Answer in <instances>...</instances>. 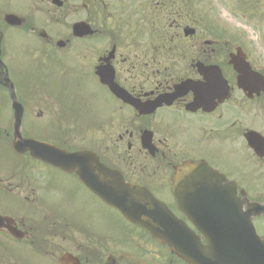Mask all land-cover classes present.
Returning a JSON list of instances; mask_svg holds the SVG:
<instances>
[{"label": "flooded vegetation", "instance_id": "flooded-vegetation-1", "mask_svg": "<svg viewBox=\"0 0 264 264\" xmlns=\"http://www.w3.org/2000/svg\"><path fill=\"white\" fill-rule=\"evenodd\" d=\"M83 1L93 34L79 38L84 43L79 49L64 48L73 44L71 39L59 49L37 51L35 46L27 45L25 53L30 50L38 63L43 58L50 61L49 52H58L63 58V69L58 71L52 67L44 75L29 79L31 83H25L24 88L10 67L9 55L5 54L8 31L20 28L24 33H36L45 42L43 45H51L54 40L45 28L37 29L35 18L27 16L29 7L24 6L25 0L22 7H17L21 9L19 14L14 9L0 11V93L6 95L4 106L11 109L13 105L7 81H12L28 117L33 103L50 98L29 93L34 85L39 88L40 79H65L63 90L70 82H74L75 89L76 80H79L91 99L110 102L103 117L87 115L83 129L78 127V131L96 134L93 138L91 135L85 137L84 143H90L88 148L98 153L109 167L120 170L129 182L148 187L169 204L176 215H181V211L172 190L173 179L177 167L187 162L210 164L234 180L250 200L264 204V63L259 53L264 50V32L201 38V31L192 22L182 24L187 20L178 14L174 0L150 1L146 10L142 0L136 3L128 0L132 5L131 13L126 0H120L123 4L115 8V12L109 11L110 0ZM260 1L264 4V0ZM0 2L10 6L9 0ZM41 2L61 9L69 0H63V5L56 0ZM41 2L34 0L28 5L33 9H45L44 14L52 16L49 21L53 20L54 10L45 8ZM252 5L256 7L255 2ZM254 7L245 9L243 15L256 21L257 13L263 8L260 7L259 12ZM8 14L21 16L23 25H10ZM115 15L118 19L112 23L111 17ZM66 16L64 14V18ZM145 19L152 23H145ZM162 19L170 24L169 31L161 32L158 27ZM150 24H153L151 30L160 29L162 41L151 34L154 35L151 42H143L145 26ZM187 25L194 26V32L178 40L179 33L174 29L183 31ZM247 64L251 75L248 79L243 72ZM111 74L115 84L127 92L129 100L118 98L103 82ZM22 90L27 94H20ZM54 113H61L60 105L58 111L50 106L39 107L37 117H52ZM10 114L13 119L12 109ZM31 116H35L34 113ZM88 119L92 128L86 123ZM6 136L7 141L12 140L11 128L6 129ZM121 145L126 146L124 156L118 152ZM235 145L252 157L251 171H240L221 161L214 163L207 158L209 155L200 153V148L208 151L207 147ZM37 165L66 174L41 161L25 162L9 167V171L0 169L1 188L14 192L21 205L18 207L11 202L0 211L12 218L13 228L20 232L13 238L17 254L24 251L39 257L42 253L46 261L41 264H184L147 230L132 224L118 210L96 197L74 174L66 175L107 207L106 212H112L115 221L110 226L101 222L88 223L78 210L68 211L52 205L45 195L50 188L38 178L41 167ZM26 207L31 211L25 212ZM261 221L264 215L255 219L259 229L263 226Z\"/></svg>", "mask_w": 264, "mask_h": 264}, {"label": "rangeland", "instance_id": "rangeland-1", "mask_svg": "<svg viewBox=\"0 0 264 264\" xmlns=\"http://www.w3.org/2000/svg\"><path fill=\"white\" fill-rule=\"evenodd\" d=\"M10 6H5V3L0 2V11L8 10L12 11V9L16 10L14 12L20 13L21 9L17 7H22L24 0H9ZM40 2L42 0H39ZM150 1L153 0H144L143 9L146 10L150 5ZM166 1V0H163ZM249 1L247 3H241L240 0H174L175 8L179 10L181 17L185 16L186 22L184 21L182 24L186 25L187 23L191 24V22L199 28L201 31L200 37H211L212 36H224V35H235V34H246V33H256V32H264V4L260 0H245ZM34 0H25L26 7H29L27 12V16L33 17L39 23V26H44L47 29V33H51L50 36H53L55 39L64 38V35H70L71 25L70 23L75 18H83L88 17L85 10L82 7H78L81 5V0H69L68 4L61 9H57L51 4L43 3L45 8H51L54 10V19H51V15L44 14L43 11L45 9H33L28 4H31ZM114 2V3H113ZM110 12H115V8L120 7L123 3H120V0H113ZM130 1L126 0L128 4V11L131 13L132 5L129 3ZM132 2L136 3V0H132ZM255 2L254 7L252 3ZM28 5V6H27ZM253 7L259 11L260 7L263 8L261 13H258V17L256 21L254 19H250L248 16V22L242 20V12H245V9H253ZM17 8V9H16ZM78 8V9H76ZM158 11V9H155ZM242 11V12H241ZM255 11V10H254ZM260 12V11H259ZM254 13V12H253ZM252 13V14H253ZM64 14L67 16L64 18ZM62 18L61 21L57 22L55 19ZM164 18V17H162ZM118 19V16L115 15L111 17V22L115 23ZM251 20V21H250ZM258 21V22H257ZM37 23V24H38ZM145 23H152L151 20L145 19ZM153 24L145 26V43L151 42V39L156 35V40L162 41L160 34L161 32L169 31V23H166L165 20H161V23L158 27L160 29L151 30ZM190 26V25H187ZM212 26V27H210ZM224 26L227 28L225 29ZM210 28V29H209ZM179 33V39L184 37L183 31L181 28L174 29ZM32 37H27L20 29L11 28L8 31V35L6 36L5 43V54L9 55L8 61L12 71L14 72L17 81H20L22 87H25V83H31L29 79L35 76H42L45 74V71L50 70L52 67L58 71L63 69V58L60 57L58 52L52 51L49 52L51 60L49 59H41L40 63L34 59L31 55L30 50H27L25 53V47L33 45L37 51H40L42 48H38L37 45L39 41L34 40L32 42ZM42 44L45 42L41 39ZM73 45H67L64 48L67 50H73L77 47H82L84 44H80L81 40L76 39ZM77 42L80 44L77 45ZM48 45V44H46ZM54 46L48 45L44 46V48H53ZM40 53V52H39ZM261 59L264 63V50L260 52ZM51 76L53 73H50ZM28 81V82H26ZM65 81V79H64ZM64 81L61 78H55L46 80L44 78L40 79L38 82L39 88L36 89L34 85V89L30 90L29 93H33L35 97H40L43 95L50 96L48 99H43L41 103H33L30 106L29 114H33L37 117L38 108L43 107H52L56 111L59 110V105L61 108L60 115L54 113L52 117L44 116L42 119H35L31 116H28L24 121L23 133L28 136H35L40 140H49V142H53L54 144H65L71 143L73 144L71 148L78 147H88L91 146L90 143H83V138L88 137L91 134L88 133L85 135L82 131H74L70 130L73 126L78 123V127L80 130L83 129V121H86V117L88 114L98 115L103 117L106 114V107L108 105L109 100L106 99H96L93 100L89 97L86 92L85 86L79 81L76 80L75 89L74 82H70L67 84L66 90H63ZM32 84H34L32 82ZM25 93H23V92ZM20 94H27L26 90H22ZM2 92V89H1ZM3 93V92H2ZM0 93V97L2 96ZM6 100V95L3 93V98L0 99V135H3V131L6 128L7 119L9 118L8 108L4 106L3 101ZM26 102V101H25ZM59 103V104H58ZM27 104V102H26ZM90 128L93 127L90 119L87 122ZM9 127L11 123L7 124ZM68 128V129H66ZM185 128V127H184ZM1 140V139H0ZM62 142V143H61ZM70 145V144H69ZM70 147V146H67ZM200 153L209 155L207 158L211 159L214 163H218L219 161L225 164H231L235 169L251 171L252 157H248L243 152L239 151L240 146L235 145L234 147H226L220 146L218 148H208V151L204 148H200ZM126 146L121 145L118 152L121 153L122 156L126 154ZM25 161L30 163L39 162V160H31L30 157L22 158L17 153L12 150L9 146H6L4 142L0 141V169L10 170L9 167H16L20 163H24ZM41 170L39 171L38 178H41L42 182L46 185V188H50L45 192L47 196V200L54 205L55 207H63L68 211L78 210L79 214L83 215L84 221L88 223L92 222H101L110 226L111 222L115 221V217H113V213H107V207H105L102 203L98 201L96 197L90 195L89 192L83 188L77 181L73 180V178L69 175L62 173L59 170L51 169L47 166L37 165ZM262 169V166L260 167ZM77 184H76V183ZM13 202V204L21 207L18 203L19 200L17 195L14 192H10L5 188H1L0 186V211L5 210L7 206H9ZM25 212H30V208L26 207L23 209ZM2 213V212H1ZM263 226L259 229L260 232L264 234V221H261ZM113 232L118 235V232L115 228H113ZM3 238V245L0 249V264H17L18 256V264H35L33 261H36L38 264L45 262V258L42 253L39 257L32 256L29 252L26 253L24 251H20L17 254V247L13 243H8V247H6V240H11L7 235L5 236L0 234ZM4 247V249H3ZM6 249V250H5ZM35 253V251L33 250Z\"/></svg>", "mask_w": 264, "mask_h": 264}, {"label": "water", "instance_id": "water-1", "mask_svg": "<svg viewBox=\"0 0 264 264\" xmlns=\"http://www.w3.org/2000/svg\"><path fill=\"white\" fill-rule=\"evenodd\" d=\"M85 28L84 24L76 25L75 33L83 34ZM15 109V134L19 139L13 146L18 152L30 151L33 156L56 167L75 172L99 197L120 209L134 223L147 227L154 237L189 264H264V237L256 232L252 222L254 203L245 211V201L237 196L236 185L209 167L188 165L191 172H187V168L181 169L179 175L184 181L174 187L181 202L201 183L219 186L218 190H209L216 199L199 200L189 206L191 220L203 232L199 236L145 187L127 183L122 174L102 164L95 153L69 152L48 142L23 137L20 132L23 107L18 104ZM180 204L187 207V204ZM7 219L0 216V226H9Z\"/></svg>", "mask_w": 264, "mask_h": 264}]
</instances>
